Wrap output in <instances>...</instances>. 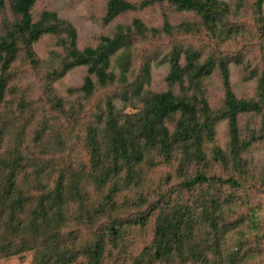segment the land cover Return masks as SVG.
Returning a JSON list of instances; mask_svg holds the SVG:
<instances>
[{
    "label": "rangeland",
    "instance_id": "rangeland-1",
    "mask_svg": "<svg viewBox=\"0 0 264 264\" xmlns=\"http://www.w3.org/2000/svg\"><path fill=\"white\" fill-rule=\"evenodd\" d=\"M221 1L229 10L214 34L201 25L196 13L179 12L166 3L127 12L108 25L102 23L106 0H37L32 9L34 20L42 11H53L70 22L77 31L79 49L96 46L99 39L110 36L117 25H129L133 19L157 30L154 35L132 32L131 60L125 80L118 79V53L111 61L115 81L104 86L95 83L94 92L89 96L80 90L86 75L85 67L74 68L56 78L55 71L60 68L64 52L51 35L41 37L33 46L37 67L30 65L20 51L7 71L0 103V158H18V168L25 172V176H18L19 182L39 181L45 188H52L60 175H64L68 183L76 178L83 185L84 199L92 203V208L104 205L105 213L97 216L92 229L99 231L111 225L109 216L121 225L120 246L118 250H112L104 264H130L132 258L151 243L159 216L174 207L189 211L193 223L198 224L192 246L197 251L204 250L207 264H264V141L252 143L242 154L246 164L243 171L230 163H215L214 148L228 152L226 121L218 122L214 140L204 143L206 165L203 162L197 164L196 160L185 161L181 149L167 162L154 149L136 166L139 176L129 183L124 180V169L117 176L110 175L103 185L91 180L98 172L91 163L89 137L94 134L103 139L108 104L119 124H123L126 118L142 108V97L149 92L167 90L168 57L173 48L181 52L195 49L200 52L201 61L224 58L234 95L258 100V77L264 75V36L255 18V0ZM13 19L8 5L0 10V35ZM185 23L196 28L185 32L179 28ZM166 25L171 28L170 33L164 32ZM146 67L150 75L148 82L143 80ZM139 84L141 88L137 92ZM172 90L176 94L192 93L179 85L173 86ZM201 95L213 112L222 108L224 89L217 69L202 81L198 96ZM262 107L261 113L239 116L241 139L259 132L264 119V105ZM167 125L170 131L174 129L173 123ZM110 164L107 159V165ZM180 167L184 168L182 172ZM201 171L209 177H233L241 186L205 183L191 190L182 188L185 180ZM113 186L118 188L113 195V207H105V197ZM26 189L32 196L39 194L30 186ZM212 199L215 204L211 203ZM77 208L76 202L70 203L68 214H76ZM206 211L214 212L219 233L210 229L211 216L208 217ZM141 215L147 217L146 224H133L132 221ZM70 230L78 235L77 241L91 236L90 226L72 218L64 229L65 232ZM217 236L221 259L215 258L210 250ZM186 254L185 250L183 256ZM194 258L187 256L175 264H200ZM32 260L33 253L25 252L21 256L0 259V264H32Z\"/></svg>",
    "mask_w": 264,
    "mask_h": 264
},
{
    "label": "trees",
    "instance_id": "trees-1",
    "mask_svg": "<svg viewBox=\"0 0 264 264\" xmlns=\"http://www.w3.org/2000/svg\"><path fill=\"white\" fill-rule=\"evenodd\" d=\"M37 0H0V10L7 5L14 16L0 35V103L7 80V71L17 54L23 51L25 59L33 67L38 66L34 44L43 36L51 35L57 44L63 47L64 57L60 68L55 71L56 78L63 77L77 67H85L81 91L89 96L94 92L95 83L101 86L113 83L116 75L112 71L111 61L119 53L117 64L120 81H124L128 72L131 52L130 35L157 33L156 29L147 28L139 19H133L129 25H117L110 36H102L96 46L79 49L77 31L68 21L60 18L53 11H42L34 20L32 9ZM166 3L176 11H192L200 18L201 25L212 34L218 24L226 16L229 7L221 0H106L104 25L113 22L117 17L130 11H139L155 4ZM264 0H255V18L259 31L264 36ZM179 28L185 32L196 28L190 23L181 24ZM166 25L164 32L170 33ZM181 54L184 61L181 62ZM169 69L166 75L168 89L163 92H149L142 97V108L124 120L123 124L115 118L112 106L108 104L106 130L103 139L91 134L89 146L93 169L98 173L91 177L95 184L103 185L110 175L117 176L123 169L127 183L139 175L136 166L145 161L146 155L156 149L164 161H170L174 152L182 150L183 158L197 164L204 161V143L214 140L216 125L226 121L229 143L225 153L216 147L213 150L215 163L232 164L235 168H246L242 154L257 141H264V119L258 133L241 139L239 116L244 113H261L264 105V75L258 77V100L237 98L231 88L228 63L224 58L217 61L207 59L201 61L200 52L195 49L180 51L171 49L168 57ZM219 71L224 98L222 108L213 112L206 99L201 95L202 81L212 72ZM149 68L144 69L143 80H149ZM183 86L188 94H176L173 86ZM141 84L136 86L138 92ZM177 117V118H176ZM173 123L169 130L167 123ZM108 137V139H107ZM107 159L111 164L107 165ZM18 158H0V259L21 256L25 252L33 253L32 264H104L112 250H118L121 240V225L115 219L99 231L92 229L98 215L105 213L104 205L92 208L83 196V185L74 178L68 183L64 175H60L52 188H45L39 181H18V176H25L20 170ZM109 164V163H108ZM183 167L179 171H183ZM27 174V171H26ZM205 183L228 184L239 188L241 185L233 177L223 179L209 177L201 171L193 178L182 183V188L191 190L196 185ZM30 186L39 192L32 196ZM25 187V189H24ZM118 190L113 186L105 197V207H113V195ZM86 200V203L84 202ZM77 203L76 214H68L69 204ZM215 204V200H211ZM92 209V210H91ZM107 213V212H106ZM209 227L219 233L214 212L206 211ZM70 218L79 224L91 228L88 239L77 241L78 235L72 230L65 232ZM192 214L182 207H174L168 213H162L156 220L154 236L149 245L132 258L130 264H175L184 257H196L200 264L209 261L203 251L193 248V239L198 224L193 223ZM147 217L141 215L133 224L144 226ZM222 231V230H221ZM220 231V232H221ZM218 236L210 249L215 258L221 259L217 249ZM186 256H183L184 251Z\"/></svg>",
    "mask_w": 264,
    "mask_h": 264
}]
</instances>
